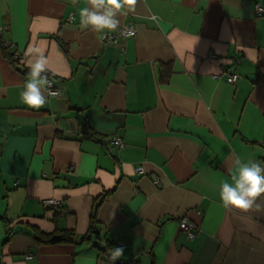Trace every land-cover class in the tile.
Here are the masks:
<instances>
[{"label": "crops", "instance_id": "obj_1", "mask_svg": "<svg viewBox=\"0 0 264 264\" xmlns=\"http://www.w3.org/2000/svg\"><path fill=\"white\" fill-rule=\"evenodd\" d=\"M255 3L264 9V0H137L117 17L135 35L105 45L80 27L88 0H0V34L17 64L0 52V264H117L90 243L41 244L30 230L85 234L93 200L113 188L97 220L104 240L124 246L122 260L264 264V195L247 212L219 196L237 159L264 165ZM33 46L59 90L40 109L20 98ZM224 72L239 78L228 84ZM183 216L194 239L179 228Z\"/></svg>", "mask_w": 264, "mask_h": 264}, {"label": "clouds", "instance_id": "obj_2", "mask_svg": "<svg viewBox=\"0 0 264 264\" xmlns=\"http://www.w3.org/2000/svg\"><path fill=\"white\" fill-rule=\"evenodd\" d=\"M75 5L77 0H71ZM137 0H88V7L80 11L81 29L90 28L97 33H114L120 27L118 15H126L135 11ZM128 35H134L129 32ZM26 55L30 58L26 61L29 68L27 79L20 93L21 101L31 109H40L47 103L45 92L49 96L58 95V91H52V81L48 79V60L44 50L39 46L30 47ZM264 195V165L258 162L235 161V167L231 171V182L223 181L220 184L219 196L225 208H234L247 212L255 207L257 198ZM107 252L112 261L124 258V246L108 247Z\"/></svg>", "mask_w": 264, "mask_h": 264}, {"label": "trees", "instance_id": "obj_3", "mask_svg": "<svg viewBox=\"0 0 264 264\" xmlns=\"http://www.w3.org/2000/svg\"><path fill=\"white\" fill-rule=\"evenodd\" d=\"M0 52L2 55L6 58H8L15 66L16 60L14 59L13 52L10 51L7 45H5L4 40L0 34ZM165 69L168 70L166 76L164 77V80L167 81L169 78L170 70L168 66H165ZM24 73L27 74L29 72V69L25 68L23 69ZM111 189L109 191H104L100 196L95 198L92 203V208L89 216V225L88 230L85 234L78 236L73 231L70 230H54L51 233H43L39 231L38 229L34 227H30V230L34 236V239L37 243L41 244H56V243H82L87 242L90 243L98 252V256L109 259V255L107 252L108 247H112L111 242L104 240V237L101 235V231L98 228V220H97V209L102 203V201L109 195L112 191ZM11 235L10 231H7V237L6 240H8L9 236ZM112 261V260H111ZM117 264H131L134 262V258L124 261L122 259L114 261Z\"/></svg>", "mask_w": 264, "mask_h": 264}, {"label": "built area", "instance_id": "obj_4", "mask_svg": "<svg viewBox=\"0 0 264 264\" xmlns=\"http://www.w3.org/2000/svg\"><path fill=\"white\" fill-rule=\"evenodd\" d=\"M254 9L258 13L264 12V9H262L260 7L259 3L254 4ZM129 32H134V35H135L134 26L132 24H128V23H122V24H120L119 29L114 33H107V31H105L106 34L100 33V39L105 45H115L118 43L119 38L134 36V35H128ZM207 56H208V58H214L215 55L212 51H208ZM238 61L239 60L237 58L234 59V63H238ZM224 77H225V81L228 84H233L239 78V75L236 72H224ZM50 81H52V80H50ZM51 90L52 91H58V93H59V90L54 85L53 81H52V85H51ZM47 95H48V93H47ZM58 95H56V96H58ZM112 142L117 147H122L124 145L123 140L120 137L113 138ZM1 153H2V146L0 144V155H1ZM135 171L138 174L143 173L141 167H136ZM43 203L47 207L54 208L58 205L59 201L54 199V198H47V199L43 200ZM179 228L186 233V237L188 239H194L195 238V236H196V234L194 232L195 223L192 220H190L189 218H187L186 216H183L180 219ZM31 257H32L31 255H26V259H30Z\"/></svg>", "mask_w": 264, "mask_h": 264}, {"label": "water", "instance_id": "obj_5", "mask_svg": "<svg viewBox=\"0 0 264 264\" xmlns=\"http://www.w3.org/2000/svg\"><path fill=\"white\" fill-rule=\"evenodd\" d=\"M48 76V75H47ZM78 118H79V123H80V127H81V131L83 133H87L88 132V129L86 127V124H85V120H84V117L82 114H79L78 115Z\"/></svg>", "mask_w": 264, "mask_h": 264}]
</instances>
